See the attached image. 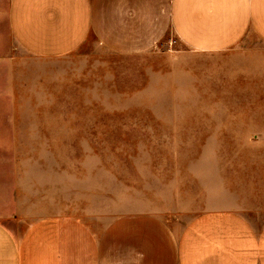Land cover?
I'll use <instances>...</instances> for the list:
<instances>
[{"label": "rangeland", "instance_id": "374dc122", "mask_svg": "<svg viewBox=\"0 0 264 264\" xmlns=\"http://www.w3.org/2000/svg\"><path fill=\"white\" fill-rule=\"evenodd\" d=\"M9 5L0 222L62 264H162L165 239L192 246L205 217L255 207L264 221L263 45L196 53L167 29L39 56L11 36Z\"/></svg>", "mask_w": 264, "mask_h": 264}, {"label": "crops", "instance_id": "0c3cea01", "mask_svg": "<svg viewBox=\"0 0 264 264\" xmlns=\"http://www.w3.org/2000/svg\"><path fill=\"white\" fill-rule=\"evenodd\" d=\"M7 18L15 41L46 57L70 53L89 38L129 49L115 45L134 37L141 48L167 29L196 53L236 46L249 54L264 46V0H10ZM255 214L252 207L251 215L243 209L205 217L204 231L198 224L189 229L192 246L165 239L170 261L162 264H264V221ZM45 251L35 231L16 234L0 222V264H62Z\"/></svg>", "mask_w": 264, "mask_h": 264}]
</instances>
